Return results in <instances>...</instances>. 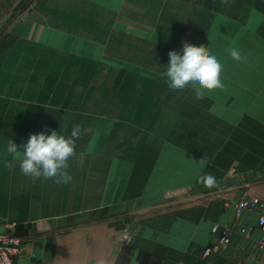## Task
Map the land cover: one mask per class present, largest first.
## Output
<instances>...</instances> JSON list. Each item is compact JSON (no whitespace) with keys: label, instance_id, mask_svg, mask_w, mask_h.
<instances>
[{"label":"crops","instance_id":"crops-1","mask_svg":"<svg viewBox=\"0 0 264 264\" xmlns=\"http://www.w3.org/2000/svg\"><path fill=\"white\" fill-rule=\"evenodd\" d=\"M27 1L16 57L0 43V231L22 240L17 263L264 264L259 213L234 210L245 190L264 202V0H0V20L26 16ZM185 42L221 63L223 90L198 101L165 85ZM219 114L248 117L218 140ZM76 122L92 131L69 184L23 175L21 154L4 166L9 139L23 152L31 134L67 138ZM204 173L218 187L198 183ZM106 209L129 221L106 222ZM215 226L231 244L205 258Z\"/></svg>","mask_w":264,"mask_h":264},{"label":"clouds","instance_id":"clouds-1","mask_svg":"<svg viewBox=\"0 0 264 264\" xmlns=\"http://www.w3.org/2000/svg\"><path fill=\"white\" fill-rule=\"evenodd\" d=\"M221 3L228 5L229 0H221ZM229 54L237 62L247 60L241 50L232 49ZM168 56L170 63L163 75L167 78L169 89L183 90L191 86L198 101L205 99L212 90L224 89L225 85L221 80L222 65L214 55L210 54L208 47L185 42L182 55L170 51ZM91 131V127L76 122L72 125L67 138L56 131H52L50 135H45L44 132L31 134L27 143L23 145L25 149L23 152L19 151L18 146L9 139L5 151L13 157V160H5L4 166L12 169L17 154H21L18 163L23 175L33 179H51L57 185L69 184L73 179L68 171L69 159L76 155V142ZM200 162L207 164L208 160L203 158ZM197 182L207 188L218 187L216 177L210 173L200 175Z\"/></svg>","mask_w":264,"mask_h":264},{"label":"rangeland","instance_id":"rangeland-1","mask_svg":"<svg viewBox=\"0 0 264 264\" xmlns=\"http://www.w3.org/2000/svg\"><path fill=\"white\" fill-rule=\"evenodd\" d=\"M25 6H26V8H25L26 16H22L21 14L19 16L15 10V12L11 16H9L8 19L0 20V43L10 42L12 45L11 50H13V49L15 50V57H16V54L18 52L16 50V48H17V43L19 42V38L23 37V35H24L23 25L25 23L29 24V22H31V21L33 22V19L31 18V15L29 14V12L31 11L30 8L32 7V4L31 3L29 4L27 1ZM63 22H64V20H59V24L64 27L65 22L64 23ZM18 25H21V29H20L21 36L20 37H19ZM28 27H29V29H28ZM28 27L26 28V32L27 31L29 32V30H31L30 25ZM28 32H27V34H28ZM32 37H34V36H32ZM58 37L63 39V41L65 40L64 34H59ZM31 41H34V38ZM9 54H10V52H8L7 57H10ZM74 54H76V53H74ZM126 56L129 57V53ZM159 85H161V84H159ZM165 85L167 86V84H165ZM160 87L161 86H159L158 88H160ZM139 100H140V102L143 101L141 99H139ZM237 101H240V100H234V102H237ZM175 102H176V100H175ZM171 105H172V103H171ZM221 109L225 111V109H223V108H221ZM227 110H229V109H227ZM247 117L248 116L246 114H244V115H230L229 114L227 116H226V114H219L218 115V121H219L218 140H220L221 138L223 140V138H225L226 135L231 133L230 131L220 129V128H222V126H224L225 124H228L229 127H231V126L236 127L237 126L236 123L242 122L243 119L247 118ZM203 137H205L204 132H203ZM224 151H225V147H219L218 155L219 156H221V154L224 155ZM239 174H240L239 173V167H238L237 163L233 164V166H231L225 173V175L228 177H236ZM261 178H264V163H261ZM245 192H248V191L245 190ZM245 192H243V193H245ZM243 193L241 194V196L243 195ZM225 205L227 206V204H225ZM234 210H235V206H234ZM128 214H129L128 211H124V212L123 211H115V212H113L111 210L106 209V211L104 212V215L102 217L105 216L106 222H128L129 221L128 217H127ZM97 218L98 217H94V220H96ZM91 219H93V217H91ZM124 234H126V233H124Z\"/></svg>","mask_w":264,"mask_h":264},{"label":"built area","instance_id":"built-area-1","mask_svg":"<svg viewBox=\"0 0 264 264\" xmlns=\"http://www.w3.org/2000/svg\"><path fill=\"white\" fill-rule=\"evenodd\" d=\"M235 214L237 217L244 212H257L258 226L263 231L264 240V202L257 196H250L248 192L236 201ZM213 232L219 236L218 242L205 249L204 257L209 258L213 253L220 252L231 244V231L229 228L220 229L218 226L213 228ZM23 242L10 232L0 231V264H18L17 260L22 253Z\"/></svg>","mask_w":264,"mask_h":264}]
</instances>
